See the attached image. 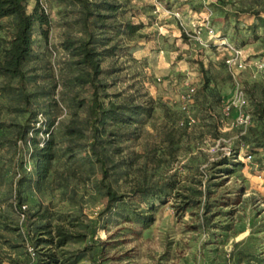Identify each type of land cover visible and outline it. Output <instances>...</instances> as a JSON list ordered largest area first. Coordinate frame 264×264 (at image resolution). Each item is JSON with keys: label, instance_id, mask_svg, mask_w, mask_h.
Segmentation results:
<instances>
[{"label": "rangeland", "instance_id": "374dc122", "mask_svg": "<svg viewBox=\"0 0 264 264\" xmlns=\"http://www.w3.org/2000/svg\"><path fill=\"white\" fill-rule=\"evenodd\" d=\"M25 4L47 23L23 84L0 76V264H264V29L251 27L264 0ZM14 31L0 19V57ZM88 40L98 101L123 114L103 128L105 179L88 150L93 88L65 47ZM27 126L52 141L42 182ZM59 232L81 237L57 246Z\"/></svg>", "mask_w": 264, "mask_h": 264}, {"label": "trees", "instance_id": "16d2710c", "mask_svg": "<svg viewBox=\"0 0 264 264\" xmlns=\"http://www.w3.org/2000/svg\"><path fill=\"white\" fill-rule=\"evenodd\" d=\"M76 1H80L84 5L87 2V0ZM107 8L109 10H114L115 6L108 4ZM253 13L257 15V22L251 26L252 29L255 30L257 27H262L264 29V19L259 17L257 12ZM5 17L14 18L15 31L10 40L6 43L7 46L2 50V55L0 57V76L9 79H17L18 83L23 84L25 80L23 65L31 53L33 43L32 34L34 32L35 24L37 22L40 24H46L47 18L46 15L42 12H37L36 9H33L30 13L27 12L25 0H0V19ZM127 27H129L130 32H134L138 29V26L127 25ZM91 45L92 44L89 40L81 42L76 46H74L73 43H65L66 49L74 51L75 55L78 56L76 63L83 69H87L84 74L76 77V81L80 84H90L93 88L92 103L89 114L92 140L88 144V150L89 154L100 164L102 177L105 179L108 175V170L106 168V161L108 159L106 145L109 143L102 138L103 128L109 121L122 117L123 114L120 112V106L109 104L107 107H104L102 103L98 101L99 87H101V85L97 83V77L101 73V70L99 67V59L97 58L98 54L95 51V48ZM139 114L137 108L131 109L129 111V115L131 116H129L128 119H135L134 117ZM257 116L264 121V109L259 108ZM30 129V156L35 167L36 181L42 182L47 177L51 161L54 158L52 141L50 138H47L42 140V143L40 144V141L36 137L40 130L34 128V126H27L23 131V135H27ZM47 131L48 130H46L45 133H48ZM68 131L71 134L76 132L79 133V130L69 129ZM22 139H24V137H22ZM103 187L105 188L109 202L119 201L123 198L122 195L117 196L115 192L112 191L109 184H103ZM156 199L159 200L160 196H156ZM154 210L155 206L154 204H151L148 208V214L141 216L144 226L152 223ZM56 235L57 246H62L71 239L81 237L63 232H59Z\"/></svg>", "mask_w": 264, "mask_h": 264}, {"label": "built area", "instance_id": "2783aa9c", "mask_svg": "<svg viewBox=\"0 0 264 264\" xmlns=\"http://www.w3.org/2000/svg\"><path fill=\"white\" fill-rule=\"evenodd\" d=\"M191 22V21H190ZM237 53V56H239L240 52L235 51ZM227 65L230 66V60H227ZM241 64V63H240ZM241 103H243V100H241Z\"/></svg>", "mask_w": 264, "mask_h": 264}]
</instances>
